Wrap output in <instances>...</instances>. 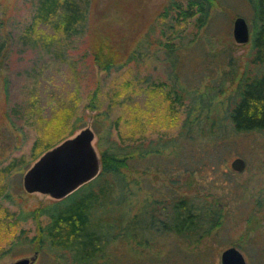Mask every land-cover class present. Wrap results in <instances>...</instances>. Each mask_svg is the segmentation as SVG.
<instances>
[{"label":"rangeland","instance_id":"rangeland-1","mask_svg":"<svg viewBox=\"0 0 264 264\" xmlns=\"http://www.w3.org/2000/svg\"><path fill=\"white\" fill-rule=\"evenodd\" d=\"M172 3L184 0H89L85 23L65 35L42 23L31 33L38 0H0V264L35 254L33 264H70L35 253L30 242L46 223L45 216L33 219L35 211L56 201L23 189L24 174L45 153L32 150L34 141L58 145L88 128L99 156L98 138L107 143L110 133L117 140L120 131L125 139L138 129L124 123L134 108L148 153L123 174L139 183L142 198L155 200L158 219L143 234L145 244L118 242L96 264H220L228 248L246 264H264V132L235 133L222 118L228 134L214 151L184 136L198 115L194 108L215 107L224 115L239 79L264 75V64L251 63L253 8L249 0H213L206 23L197 27L195 18L178 21ZM236 18L247 23L246 44L233 39ZM104 43L115 48L108 71L93 61ZM94 91L97 102L89 108ZM174 91L182 102L170 115L165 95L173 98ZM64 113L70 117L59 130L41 126ZM156 147L160 155L150 152ZM236 158L246 164L240 173L230 168ZM181 199L210 209L218 224H203L190 240L164 233L163 222H171L172 205Z\"/></svg>","mask_w":264,"mask_h":264},{"label":"trees","instance_id":"trees-1","mask_svg":"<svg viewBox=\"0 0 264 264\" xmlns=\"http://www.w3.org/2000/svg\"><path fill=\"white\" fill-rule=\"evenodd\" d=\"M213 0H184V3H172L169 8L174 10L178 21L186 22L195 18L196 26H203L209 15ZM253 8L254 31L251 37L253 65L264 64V0H249ZM89 9V0H38L33 22L29 30L35 32V27L51 24L56 32L65 35L74 34L85 23ZM168 9V8H167ZM53 41H49L51 43ZM3 44H0L2 50ZM115 48L108 44H100L93 52L94 63L104 71H108L115 63L113 59ZM168 99L166 112L170 115L175 106H181V94L173 92V98ZM97 93L94 91L87 107L95 108ZM198 106H201L199 101ZM191 107V106H190ZM137 108L132 109L129 119L124 123L132 124L138 129H132L128 137H122L117 131V140L111 139L107 133V143L98 138L97 147L100 151V172L91 182L85 184L68 197L55 201L45 209L36 210L33 219L46 217L44 225H38V234L30 241L34 243L35 253L45 251L51 256L63 260L67 258L70 264H96L105 259L111 246L118 242L132 243L135 248L145 244L144 233L151 231V225L158 219L155 214V200L142 198L139 183L132 179L126 180L123 171L131 170V162L144 159L147 150L143 149L138 137L140 118ZM198 115L194 116L191 126L184 130L186 139L202 142L200 147L215 149L225 143L223 140L225 128L221 125L222 118L227 119L231 130L235 133L264 132V75H243L237 84V93L232 105L224 115L218 113L215 107L207 110L194 108ZM52 116L43 119L41 126H51L53 130L63 127L62 121L70 115ZM59 121H61L59 123ZM132 128V127H131ZM73 132H69V136ZM134 137V139H131ZM137 137V138H135ZM221 139V142H220ZM43 138L34 141L32 150L39 153L48 151L58 141L41 144ZM59 140V139H58ZM131 141V142H130ZM166 143L163 142L162 148ZM160 155L162 150L156 147L150 151ZM125 173V172H124ZM158 203V201H157ZM171 222H163L164 233L190 240L197 236L203 224L212 226L218 224L217 218L210 209L196 207L181 199L172 205ZM145 215L149 219H144ZM39 224V223H38ZM152 233V232H151ZM31 243V244H32Z\"/></svg>","mask_w":264,"mask_h":264},{"label":"water","instance_id":"water-1","mask_svg":"<svg viewBox=\"0 0 264 264\" xmlns=\"http://www.w3.org/2000/svg\"><path fill=\"white\" fill-rule=\"evenodd\" d=\"M232 36L236 44L249 42V29L243 18L233 21ZM93 141L94 133L86 128L46 151L24 174L22 185L25 192L48 195L59 201L94 180L100 172V160ZM245 166L241 158L230 164V168L238 173ZM35 258L36 254L11 264H33ZM220 264H246V260L236 248H228L221 253Z\"/></svg>","mask_w":264,"mask_h":264}]
</instances>
